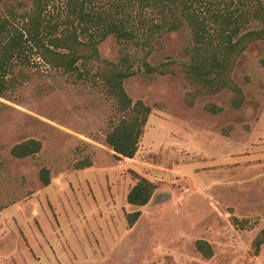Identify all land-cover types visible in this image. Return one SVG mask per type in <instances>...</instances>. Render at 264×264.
Masks as SVG:
<instances>
[{
    "label": "rangeland",
    "instance_id": "1",
    "mask_svg": "<svg viewBox=\"0 0 264 264\" xmlns=\"http://www.w3.org/2000/svg\"><path fill=\"white\" fill-rule=\"evenodd\" d=\"M60 1L48 10L51 25L65 17ZM89 1L92 14L124 21L137 37L108 36L98 60L79 64L81 76L53 69L33 52L15 61L10 78L20 71L27 78L0 98V264H264V245L257 255L252 247L264 229V43L250 45L234 70L242 108H229L230 91L189 107L185 80L148 74L143 63L188 61L190 29L183 24L147 47L144 28L160 22L153 12L126 0ZM199 1L207 18L253 2ZM32 2L0 0V18L9 5L26 14ZM260 27L251 21L243 29ZM105 61L132 66L125 91L151 109L131 160L118 159L105 141L117 122L116 102L94 77ZM209 104L223 112L209 113ZM28 140L41 150L14 157L13 147ZM139 177L157 190L130 228L126 217L138 209L126 198ZM198 241L209 244L210 259Z\"/></svg>",
    "mask_w": 264,
    "mask_h": 264
},
{
    "label": "trees",
    "instance_id": "2",
    "mask_svg": "<svg viewBox=\"0 0 264 264\" xmlns=\"http://www.w3.org/2000/svg\"><path fill=\"white\" fill-rule=\"evenodd\" d=\"M60 0H33L26 14H18L12 5L7 6L8 17L0 18V98L15 89L18 79L27 76L20 71L18 77L10 78L16 60H24L26 53H35L38 59L49 67L66 74L81 76L79 64L100 58L99 45L108 36L118 40L133 41L137 34L124 27V21L94 15L89 0H61L65 17L61 24H50L48 10ZM199 0H126L134 3L141 12H153L160 22H151L145 29V45L150 47L158 37L172 33L185 24L191 31L192 44L187 50L189 60L178 62L168 59L158 66L144 62L148 74L171 75L183 79L192 88L186 96V103L193 107L199 97H212L230 91L229 108L238 110L245 104V94L233 79V73L240 57L256 42L264 43V5L260 0H251L249 8L223 13L212 12L209 18L203 16L197 2ZM234 0H231V3ZM244 5L243 0H237ZM200 2V1H199ZM198 2V3H199ZM235 12H240L236 14ZM18 20L20 27L14 24ZM209 20L212 23L210 28ZM251 21L261 24L259 29L246 30ZM59 25L63 28L60 29ZM81 36L87 37V41ZM149 54V52H148ZM132 66L127 63L109 61L97 69L94 77L106 88V93L116 102L117 122L106 135V144L118 159H133L138 150L144 128L151 114L149 106L142 101H133L124 88V81L135 76ZM211 114L223 112L221 107L209 104ZM41 143L28 140L12 149L14 157L23 159L37 154ZM82 169L83 164L77 166ZM41 180L49 185V173L41 171ZM156 184L139 177L130 189L126 201L138 210L127 215V224L133 228L156 192ZM264 245V229L256 236L252 247L255 255ZM203 257L210 259L212 250L205 241L196 243Z\"/></svg>",
    "mask_w": 264,
    "mask_h": 264
}]
</instances>
